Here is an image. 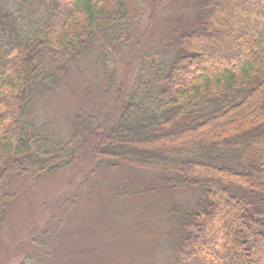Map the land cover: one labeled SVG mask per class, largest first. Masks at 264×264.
Here are the masks:
<instances>
[{
    "label": "trees",
    "instance_id": "1",
    "mask_svg": "<svg viewBox=\"0 0 264 264\" xmlns=\"http://www.w3.org/2000/svg\"><path fill=\"white\" fill-rule=\"evenodd\" d=\"M177 6L187 11V23L166 27L167 43L161 38L143 56L123 90L107 61L121 58L137 24L152 26ZM158 48L173 51L170 63ZM88 50L98 51L102 90L94 99L84 92L66 133H56L31 106L61 87ZM112 95L113 106L106 102ZM95 165L144 175L116 186L120 197L193 198L191 209L167 212L161 242L174 264H264V0L0 5V229L16 198L13 184L33 187L80 166L92 168L87 180ZM80 199L65 204L72 208ZM44 234L35 244L42 249L49 245Z\"/></svg>",
    "mask_w": 264,
    "mask_h": 264
},
{
    "label": "rangeland",
    "instance_id": "2",
    "mask_svg": "<svg viewBox=\"0 0 264 264\" xmlns=\"http://www.w3.org/2000/svg\"><path fill=\"white\" fill-rule=\"evenodd\" d=\"M21 1L0 0V5L14 7ZM153 21L152 26L144 24L137 28V24L121 58L114 56L110 59L112 62L107 61L117 83L124 85L123 90H128L141 59L156 48L166 27L187 23V11L177 6L174 11L168 10ZM162 42L167 43L164 38ZM91 50L65 75L61 87L37 99L31 106V112L38 120L51 122L56 133H66L72 113L86 102L82 97L84 92L92 91L90 94L94 99L97 91L102 90L103 77L95 59L98 51ZM156 50L164 63L172 61V50ZM113 96L106 101L111 106L115 100ZM241 111L231 117V128L239 125ZM215 127L217 131L221 130L219 122ZM258 150L255 148L254 153ZM81 166V171L64 170L44 182L35 183L34 188L11 186L16 198L0 229V264H174L171 250L161 242V237L168 231L167 212L177 206L191 209L193 198L187 193L120 197L122 191L116 186L128 187L134 181L133 177L141 180L144 175L122 167L107 172L95 165L93 167L98 168L96 175L84 180L92 168ZM92 188L96 192L90 195ZM74 195L81 199L69 208L65 202ZM60 217L64 218V223ZM44 233L50 237L48 248L42 249L35 244L41 241Z\"/></svg>",
    "mask_w": 264,
    "mask_h": 264
}]
</instances>
